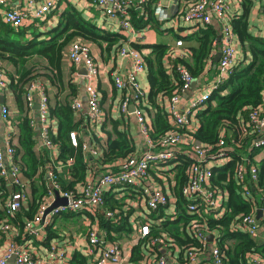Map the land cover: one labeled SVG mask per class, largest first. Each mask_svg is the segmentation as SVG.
Listing matches in <instances>:
<instances>
[{"label":"trees","instance_id":"16d2710c","mask_svg":"<svg viewBox=\"0 0 264 264\" xmlns=\"http://www.w3.org/2000/svg\"><path fill=\"white\" fill-rule=\"evenodd\" d=\"M150 1L152 2V0ZM130 12L132 22L137 28L154 22L151 11L146 19L144 18L145 12L141 13L136 9H130ZM231 25L238 36L243 51L249 52V60L236 62L227 76L216 82L205 106L196 111L195 130L179 128V131L185 133L186 140L174 151L173 160L165 164H155L149 170V175H153L159 172L158 167H165L167 164L171 166L164 173H170L173 176L171 190L175 198L176 211L171 217L165 218L159 223L149 222L150 233L133 246L132 261L142 259L143 249H147L148 239L158 236L165 237L169 247L177 246L179 262L187 264L190 251L203 252L205 250L203 244L195 239L189 231V225L195 221H199L207 231L216 233L215 242L223 254V264H253L249 255L255 254L259 259L264 260V240L257 241L255 237L250 236L237 225L243 214L255 211L256 205L264 196V157L259 161L253 160L261 147H256L252 143L255 136L248 118L251 110L264 104V37H254L248 32L246 14L233 19ZM38 26L39 20L29 26V29L26 27L14 28L0 21V60L9 62L15 68L13 74H7V84L14 95L18 113L22 114L18 134L20 147H14V161L18 163L22 174L30 184L27 204L17 210L18 214H22L25 218L22 219L24 221H20L21 227L24 226L26 220L32 219L37 214L50 189L47 176L50 167L46 166L47 157L39 156L34 150L35 134L30 124L31 118L28 115L31 108L25 97L28 86L37 77L43 75L52 83H57L58 90L55 94L57 97L60 90L66 85L62 77L61 60L67 44L76 38H81L99 46L105 40L110 47L119 37L118 33L105 31L83 19L73 9L62 12L58 26L44 32L48 36L47 39L40 38L42 32L38 31ZM28 30H30L29 34ZM216 39L214 29L205 26L197 32V45L190 48V60H185L183 56H169L168 53L171 51L164 44L153 45L151 54L145 57L149 91L145 97V104L140 101V106L142 110L149 107L154 111L148 123L149 137L153 141L158 140L173 128L167 107L162 105V100L163 97L170 99L173 94L181 93L183 82L180 79L177 66L184 65L193 78L199 77L205 71L206 66L209 71L217 72V62L213 59ZM101 49L103 48L101 47ZM166 57L168 68L164 66ZM42 60L45 65L41 63ZM0 69L2 68L0 67ZM42 69H47V71L43 73ZM66 86L69 90L67 96L56 99L54 105L49 104L48 106V116L56 118L58 126L57 134L50 135V138L58 148L60 161L65 164L68 159L72 158L71 164L68 165L69 179L62 180L56 174L59 190L70 191L75 197H79L87 179L97 176L98 171L95 172L92 169V162L83 150V140L78 138L77 145H72L70 142L69 132L78 127V123L75 121V110L72 107V99L77 92V87L71 81H68ZM118 124L120 121H112L111 131L106 132L107 139L101 149V156L97 159V164L100 166L99 171H115L118 167L117 161L135 153V146L127 129L118 128ZM243 130L246 133L245 136ZM220 140L223 141L222 145L218 144ZM192 141H199L203 146L209 148V155H216L221 150L224 157L227 158L224 165L211 167L212 176L209 188L214 193L227 192L228 194V199L223 201L220 210L204 205L197 208L194 213L186 210L187 200L181 193V187L188 180V168L192 163ZM244 155L248 156V159L258 168V179L255 186L247 184L252 191V196L248 197L243 194L242 184L236 178L237 165ZM246 170L248 171V165ZM5 181L7 180L0 175V204L3 203V206L16 189V186L11 182L12 189L9 193L6 192ZM117 190L120 189L112 187L104 190L103 206L95 208L93 214H86L91 220L96 219L95 222L107 232V238L111 240L118 239L122 234H127L132 230L128 216L130 209H123L126 202L115 196L114 193H117ZM113 191L116 192L113 193ZM161 208L158 209L159 215L163 214ZM107 210L115 212L114 220L104 216V212ZM83 211L85 212L84 209ZM4 216L2 207V210L0 208V219ZM48 226L45 229L48 236H51L53 232ZM154 248L156 249L157 245ZM73 260H76V256ZM80 263H82L81 260L75 264Z\"/></svg>","mask_w":264,"mask_h":264},{"label":"crops","instance_id":"0c3cea01","mask_svg":"<svg viewBox=\"0 0 264 264\" xmlns=\"http://www.w3.org/2000/svg\"><path fill=\"white\" fill-rule=\"evenodd\" d=\"M41 1L43 0L29 3L28 0H6L5 5L0 6V21L4 22L2 19V13L6 9L15 8L25 11L28 14V18L24 20L19 28L26 27L29 29V26L39 20L38 31L42 32L40 38L47 39L48 36L44 34V32L58 26L62 12L73 9L83 19L97 25L101 29L119 34L117 40L110 47L108 46L109 43L105 40L102 42V45L99 46L92 41L76 38L84 40L90 44L91 53L93 54L95 63L98 67L95 86L100 94L102 113L101 123H93L87 116V107L85 104L86 93L84 89V85L86 84V71L83 66H75L68 59L67 52L69 44L65 47L61 60L63 81L66 85L68 81H71L77 87V92L73 99L77 98L82 103L81 109L75 111V121H77L78 127L74 131H76L78 138L85 142L87 146L85 152L88 154L89 159L92 162V169H94L95 172L98 171V173L101 171H99L100 166L97 164V159L101 156V149L107 139L106 132L111 131L112 129V121H120V124H118L117 127L120 129H127L128 134L134 143L135 153H141L149 149L146 136L141 132L136 116L132 113H123L119 109V104L124 92L121 89L114 87L112 83V74L115 72L125 74L131 68L130 58L119 54L120 47L136 49L144 60L145 68L142 72L138 73L137 80L139 81L146 97L149 91V83L147 79L145 57L151 54L153 45L164 44L169 49H173L174 52L182 54L185 60H190V48L197 45V32H199V29L202 27L210 26L214 29L217 36V39L214 41L213 50V55L215 56L220 49L218 39L222 33L223 24L225 22L224 19H226L233 31L232 41L235 46V62H241L242 60H245L246 62L250 57L249 52L243 51L238 36L231 25V21L237 19L242 14H246L248 32L254 37H264V0H226L229 4L227 17L224 19L213 17L211 21L206 24L200 22H186L181 18L183 10L195 0H162L165 8L154 7V4L150 0L144 4L143 8H137L138 0H124L129 7V10L136 9L141 11V13L145 12V19L146 16L149 15V11H151L153 15L154 22L146 23L140 28L135 27L131 19L135 29L134 34L128 32L125 34L120 26L119 18H109L105 16L92 0H52L54 2L53 8L47 12L43 18L35 19L33 16H30V14L34 12ZM129 13L131 16V12ZM29 31L30 30L27 31L28 34L30 33ZM177 40H182L181 46H175ZM101 47L103 49H101ZM167 61V57L164 58V66L166 68L169 67ZM41 63L45 65L43 60ZM0 67L4 71L5 79L8 80L7 74H13L15 69L14 66L5 60H0ZM46 71L47 69H42L41 72L45 73ZM215 74V70L209 71L208 66H206L205 71L201 73L199 77L194 78V86L192 85L193 87H190L185 93L181 94L179 102L177 103L178 110L182 111L187 109L190 100L199 97L204 93L211 92L215 82ZM36 79L41 81L45 86L48 102L51 106L54 105L56 99H62L69 93V90L65 85L61 89L63 91L61 92L60 90L59 95L55 97L58 90L57 83H52L43 75ZM29 92L32 96L33 106L28 115L31 120H33V123L30 124L32 125L35 134V153L39 156L42 155L47 157L46 166L52 167L56 170L55 172L59 178L67 181L69 179L68 165L59 160L57 146L55 144L51 147L43 146L44 144L41 137L43 124L40 121L38 111L35 108L36 103H38L39 92L37 89H30ZM162 101V105L168 108L169 97H163ZM2 105H6L9 110L8 116L5 118L1 115ZM153 112V109L149 107L143 109L145 120L148 123L150 122ZM20 116H22V114L18 113L14 95L7 84L6 88L0 91V146H4L5 143H10L15 148L18 146L20 147L18 138ZM46 124L49 127V134L55 136L58 131L56 118L48 116ZM191 124H197L195 113L192 114ZM92 150H97L98 153L93 155L91 153ZM263 157L264 150L259 151V153L254 156V159L259 161ZM226 161V157H219L216 160H208L207 164L209 167H212L214 165H224ZM169 167L171 166H166L167 169H169ZM21 176L27 184L28 198L23 202V206L25 207L29 199L30 184L23 174H21ZM172 177L173 176L170 173H155L153 175L150 174L149 177L142 182V186L147 184H151L154 187L159 186L169 195V203L161 208L163 212L162 215H159V210L151 212L145 207L143 201L140 199L141 189L138 186L134 187V189L123 188L117 190V193H114L116 191H113L116 197L125 201L126 205L130 206L128 216L132 230L127 234H122L116 239L121 245L125 264H154L152 261L154 260L155 255L162 256L168 264H181L179 262L178 247L173 246L174 248H172L167 244H157V248H154L153 250L151 249L150 244H146L147 249H143V258L138 261L131 260L132 248L139 242V238L136 235L137 226L147 221L151 223H159L161 220L169 218L175 214V198L171 193ZM6 180V192L9 193L12 189L11 178L9 177ZM215 196L218 204L217 209L220 210L223 206V201H227L228 194L227 192H219L216 193ZM54 198L53 193L51 202ZM2 204H0L1 210L3 207ZM258 211L260 212L259 218L257 217ZM85 212L82 210L73 213L64 212L58 215L48 214L46 217L47 224L41 229V232L38 235L29 234L25 231L24 227H21L20 221H24L22 219L25 218L22 214H20L21 216L18 214L19 211L16 212L14 217L11 218V230L8 235L1 236L0 234V255L6 249L9 241L14 240L27 246L34 255H44L50 245L56 244L65 249L69 261L72 264H75L79 260L82 262L80 264H95L97 250L92 253L87 252L86 234L89 226L93 223V225H96L97 223L95 222L96 219L91 220L87 216L88 213L93 214V211L85 210ZM255 215L259 220L260 226L259 233L255 238L260 242L264 240V196L255 207ZM48 225L53 232L51 236H48L47 230L45 229ZM209 247L210 246L208 245L203 252H200L196 258L189 260L187 264H212ZM75 256L76 260H73ZM249 257H256V254L249 255ZM5 264L16 263L13 259H9Z\"/></svg>","mask_w":264,"mask_h":264},{"label":"built area","instance_id":"2783aa9c","mask_svg":"<svg viewBox=\"0 0 264 264\" xmlns=\"http://www.w3.org/2000/svg\"><path fill=\"white\" fill-rule=\"evenodd\" d=\"M38 0H28L29 3H34ZM96 6L102 11V14L109 18H119L120 26L122 30L128 33H135L134 26L131 22L130 10L124 0H92ZM149 0H138V7L143 8L144 4ZM6 0H0V6L5 5ZM154 7L165 8L162 0H152ZM54 2L52 0H43L39 6L30 14L35 19H40L45 16L53 8ZM229 10V4L226 0H195L188 5L182 12L181 18L186 22H200L209 23L214 17L224 19L227 17ZM28 18V14L25 11L11 8L6 9L2 13V19L10 26L17 28L22 25L24 20ZM222 33L218 39L220 43V56L217 61V72L215 74V82L224 79L235 62V46L233 44V31L228 24V21L224 19ZM182 40H177L175 46H181ZM168 55L182 56V54L174 52L170 49ZM119 54L127 56L131 60V68L125 74L113 73L112 83L115 88L121 89L124 95L120 101L119 109L123 113H132L136 116V119L140 125L141 132L146 136L149 149L141 153H133L127 158L117 161V169L115 171L103 170L95 177L87 179L86 184L81 189V195L75 197L70 191H60L57 182V175L55 170L50 167L47 172V176L50 182V189L47 198L43 201V204L38 209L37 214L30 220H26L24 229L29 234L38 235L41 229L47 224L46 217L48 214L58 215L67 211L87 210L93 211L95 208H100L104 204L103 192L104 190L115 187V189L140 187V199L143 201L145 207L151 212L157 211L159 208L166 206L169 203V195L161 188L154 187L151 184L142 186V182L149 177V170L158 163H168L175 157L174 151L186 140L184 132L179 131V128H186V130H195L196 125H192V114L199 108L205 106L206 101L209 98L210 92L204 93L199 97H195L190 100L189 106L185 110H178L177 103L179 102L181 94L185 93L191 86L193 77L189 70L184 65H178L177 69L180 74V79L183 84L181 87V93L173 94L168 103V114L172 122L173 128L166 134L161 136L158 140L153 141L149 137V124L145 120L143 110L140 106V101L145 102L144 92L137 80V75L145 68L144 60L139 55L138 51L134 48L120 47ZM68 59L75 66H83L86 71V84L84 85L86 99L85 104L87 107V116L93 123H101L102 113L100 105V94L95 86L96 77L98 75V67L95 63L94 56L91 53L90 44L84 40L75 39L68 45L67 52ZM7 86V80L4 76V71L0 69V91ZM30 89H37L39 92L38 103L39 108L38 116L43 124L41 137L42 142L46 147L53 145L49 134V127L46 124L48 117V96L45 90V86L38 79L34 80L28 86V91L25 95L28 106H33L32 96ZM133 105V110H130V106ZM73 109L80 110L82 103L79 99L74 98L72 101ZM9 113L6 105L1 106L2 117H7ZM196 118V117H195ZM249 123L252 132L254 133L253 145L261 147L260 151L264 150V107L263 105L250 111ZM33 123V120L30 121ZM243 135L246 133L243 130ZM69 139L72 145H77L78 136L76 131L69 132ZM6 142V141H5ZM219 145L223 144L220 140ZM86 144L83 142V150H86ZM192 163L188 168V180L181 187V193L187 200L186 210L194 213L197 208L202 205L217 209L218 204L216 202V196L210 188V177L212 176L211 167L208 166V160H216L219 157H224V153L219 150L216 155H209V148L203 146L199 141H192ZM14 147L10 143H5L4 146H0V175L5 179L11 178V182L16 186L13 194L7 198L3 206L5 216L0 219V234L1 236L8 235L11 230V218L14 217L18 209L23 207V202L27 199V184L22 179V172L20 166L14 161ZM91 153L96 155L97 150H92ZM255 160V159H253ZM7 161V162H5ZM257 161V160H255ZM72 162V158L68 159L66 164L69 165ZM168 165V164H167ZM166 165V166H167ZM248 165V171L246 166ZM163 166L158 167V174H163L167 169ZM170 166V165H168ZM161 172V173H160ZM236 178L238 182L242 184L243 194L248 197L251 196L252 191L250 186H255L258 179L257 165L248 159V156L241 157V162L236 168ZM57 189L62 197L67 198V203L59 205L51 210L45 217H43L44 210L51 204V198L53 197V190ZM172 191V190H171ZM172 193V192H171ZM173 195V193H172ZM174 197V196H173ZM130 206H123L124 210L129 209ZM104 216L111 220L115 219V212L107 210L104 212ZM94 224V223H93ZM91 224L87 230V252L92 253L97 250V256L95 258V264H125V259L120 243L115 239L111 240L107 238V232L101 229L98 224ZM240 228L246 231L250 236L256 237L259 233V220L255 215V211L252 213H246L239 218L237 223ZM189 231L194 235L205 249L209 245L210 259L212 264H223V254L216 244V233L207 231L199 221L191 222L189 225ZM150 233V223L144 222L137 226L136 235L140 239L146 238ZM213 234V240L209 243L206 239L207 235ZM148 243L151 249L157 244H167L165 237H153L148 239ZM200 252L197 250L190 251L188 254L189 260L196 258ZM9 259H13L16 264H72L69 261V257L65 249L52 244L49 246L47 252L44 255H34L31 250L17 241L11 240L4 252L0 255V264H5ZM253 264H264L263 259L251 257ZM154 264H168L162 256L155 255Z\"/></svg>","mask_w":264,"mask_h":264},{"label":"water","instance_id":"95a60500","mask_svg":"<svg viewBox=\"0 0 264 264\" xmlns=\"http://www.w3.org/2000/svg\"><path fill=\"white\" fill-rule=\"evenodd\" d=\"M219 56H220V52H217L216 55L214 56V61L217 62L218 59H219ZM194 82L195 80L193 79V81L191 82V86L190 87H193L194 86ZM193 85V86H192ZM35 108L38 109L39 108V104H36L35 105ZM134 106L131 105L130 106V110H133ZM53 193H54V200L51 202V204L49 206L46 207V209L44 210V214H43V217L46 216V214H48L49 212H51V210L59 205H64L67 203V198L65 197H62L59 193V191L57 189H54L53 190ZM259 215H260V212L258 211L257 213V217L259 218ZM207 241L209 243L212 242L213 240V234L209 233L206 237Z\"/></svg>","mask_w":264,"mask_h":264}]
</instances>
